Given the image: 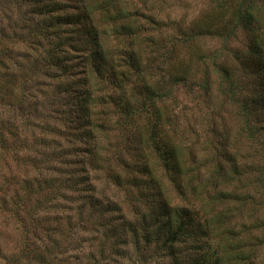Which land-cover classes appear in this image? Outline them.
<instances>
[{
  "label": "trees",
  "instance_id": "obj_1",
  "mask_svg": "<svg viewBox=\"0 0 264 264\" xmlns=\"http://www.w3.org/2000/svg\"><path fill=\"white\" fill-rule=\"evenodd\" d=\"M223 1L224 5L217 9L221 19L219 28L206 25L203 31L206 36L220 39L221 49L205 54L199 45L202 42L192 32L182 40L186 47L182 57L176 41L156 43L154 34L159 30L158 25L151 16H148L150 25L142 22L146 19L143 9L135 5L131 9L129 0H21L20 3L26 7L23 23H27L24 30L28 32L19 43L44 40L48 47L37 57H22L24 66L13 63V77L20 76L33 64L42 63L44 73L50 74L53 82L67 84L62 94L67 100L69 125L80 132L73 142L74 148L57 155L67 165L84 166L72 169L68 181H90L91 172L100 178L105 140L118 133L114 142L120 145L114 148L115 153L133 147L140 162V167L135 168L157 186L163 205L161 225L158 219L148 223L141 220V237L131 227L132 246L137 254L155 246L162 247L172 257L173 264L188 261L191 264H264V260L254 262L258 252L264 250V216L258 214L264 203V0ZM239 31L244 34L245 43L234 46ZM2 40L7 38L1 34ZM86 47L87 51H81ZM197 49L200 53H195ZM71 51H80V54L75 57ZM7 54H11L9 48H0V74L2 65L6 69ZM216 80V94L231 105L229 112L237 122L238 131L231 142L230 131L225 129L221 134L223 119L218 125L214 120L216 125L210 126L205 143L212 145L210 138L215 135L218 146L212 145L215 151L211 149V159L201 160L197 166L191 162L197 155L186 145V140L196 134L185 135L180 118L172 111L176 105L168 103L181 88L197 89L207 100L212 96ZM35 93L34 90L29 94L30 100L22 103L26 105L25 116L21 111L19 123L30 125L32 131L37 128L58 133V126L52 127L47 115L41 113L38 101L34 104ZM3 96H0V106ZM3 114L0 109V125L4 122ZM209 114L218 112L213 110ZM7 123L13 129L11 136L17 137L18 123ZM97 129L104 139L97 136ZM220 136H223L222 142ZM237 141H243L248 148L250 145L253 151L244 155ZM132 167L133 164L125 163V168ZM106 169L107 176L114 174L119 178L110 165ZM56 176L59 181L65 178H60L59 172ZM46 178L52 179L48 175ZM167 188H171L178 201L190 205L174 203ZM256 194L262 200L259 208ZM29 198L31 195L27 203ZM191 202H205L210 208L202 207L198 216L189 210ZM231 209L240 219L238 231L229 225ZM113 211L107 208L102 214ZM160 226L164 231L161 232ZM185 243L190 245L189 252L185 249L181 258L174 252Z\"/></svg>",
  "mask_w": 264,
  "mask_h": 264
},
{
  "label": "rangeland",
  "instance_id": "obj_2",
  "mask_svg": "<svg viewBox=\"0 0 264 264\" xmlns=\"http://www.w3.org/2000/svg\"><path fill=\"white\" fill-rule=\"evenodd\" d=\"M20 3L21 0H0V37L2 34V37L7 38V41L0 42V48H9L11 52L5 56L6 69L2 65L0 74V96L5 94L3 105L0 106L4 112V122L0 125L1 264H173L172 257L168 256L167 250L162 247L155 246L150 251H140L142 253L137 254L132 246L131 227L137 229L136 234L141 237V220L148 223L158 219L161 225L163 205L157 186L135 168L137 165L140 167V162L135 157L137 154L133 152V147L115 153L114 148L120 145L114 142L118 133L105 140L112 144L105 143L103 146L106 152L102 163L103 171L98 174L100 178L96 179L91 172L90 181H68L72 169H83L84 166L67 165L57 155L67 149H73V142L80 132L78 128L69 125V115L65 107L67 100L62 94L67 84L58 85L53 82L50 74L44 73L45 67L42 63L38 66L33 64L23 70L20 76L15 79L13 77V63L24 66L22 57H37L38 53L44 52V47H48L44 40L19 43L22 36L28 32L24 30L27 23H23L26 7H22ZM128 3L131 9H143L146 19L142 22L146 21V24L150 25L152 18L158 25L159 30L154 34L156 43L160 45L161 41L164 44L176 41L177 47L181 49V57L186 50L182 40L192 32L199 37V42H202L198 44L204 47L201 49L205 54L221 49V40L206 36L203 31L206 25L219 28L221 19L217 16V9L224 5L223 0H129ZM145 5L146 9L143 7ZM34 43L36 45H33ZM244 43V34L239 31L237 43L234 42L233 45L243 46ZM81 49L88 50L87 47ZM157 50L162 52L161 48ZM71 53L78 57L80 51ZM195 53H200V50L197 49ZM193 68L195 69L194 66ZM40 71L43 72L39 73ZM79 79L78 76L76 83ZM216 83L217 80L213 81L212 96L207 100L197 89L189 91L181 88L174 92L173 99L168 103L176 105L172 111L180 118L181 127L186 131L185 135L196 134V137L192 138L191 135V138L186 140V145L197 155L195 160L191 161L197 166L199 161L211 159V149L215 151L214 146H218L213 133L210 142L214 146L205 143L210 135V126L215 127L223 119L224 130L221 134L223 135L225 129L230 131L231 142L238 131L237 122L229 112L231 105L216 94ZM34 90V104L38 101L41 113L47 115V122L52 127L58 126V133H49L37 128L32 131L30 125L26 127L19 123L21 117L18 115L26 107L22 103L30 100L29 94ZM5 101L10 105H6ZM213 110L218 114H209ZM22 116H25L24 111ZM9 121L18 123L17 137L11 136L13 132L10 130L13 129L7 126ZM97 132V136L104 139L101 130L97 129ZM222 138L223 136H220L219 141L222 142ZM236 144L246 156L253 151L252 147L249 145V149L243 141H237ZM80 148L83 149L81 146ZM125 163L133 164L132 169L125 168ZM107 165L113 168L119 178L113 176L114 174L107 176ZM56 172H59L60 178H65L59 181L57 176L54 177ZM47 175L52 179L46 178ZM206 177L207 175L203 176ZM166 191L174 203L180 206L190 205L189 202L178 201L171 188ZM257 194L254 196L259 208V202L262 200H259ZM30 195L27 203L26 199ZM191 204L189 210L198 216L202 207L205 210L210 208L205 202ZM261 205L258 214L264 216V203ZM107 208L114 211L102 214ZM229 211L232 213L230 228L238 231L240 219L236 214L233 215L232 209ZM143 217L146 218L142 219ZM159 229L164 231L163 226ZM140 243L143 248L142 240ZM189 246L188 243L179 245V250L174 253L182 258L185 249L189 252ZM258 256V259L254 260L255 263L264 260V250L259 251Z\"/></svg>",
  "mask_w": 264,
  "mask_h": 264
}]
</instances>
